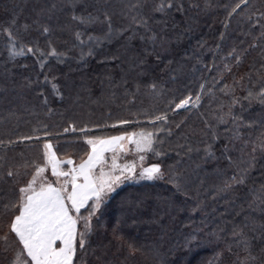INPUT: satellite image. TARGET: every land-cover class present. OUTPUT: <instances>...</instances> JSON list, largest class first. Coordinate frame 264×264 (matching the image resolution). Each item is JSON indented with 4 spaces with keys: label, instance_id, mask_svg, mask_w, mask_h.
I'll use <instances>...</instances> for the list:
<instances>
[{
    "label": "trees",
    "instance_id": "16d2710c",
    "mask_svg": "<svg viewBox=\"0 0 264 264\" xmlns=\"http://www.w3.org/2000/svg\"><path fill=\"white\" fill-rule=\"evenodd\" d=\"M125 2L127 0H78L77 14L92 12L95 16L99 7L112 14L114 27L119 28L128 22L120 11ZM184 2L186 11L173 10L165 17L167 28L160 33L164 37V44L161 46L159 40L156 42L161 62L154 68L152 75L161 79L176 75V83L188 85L194 92L199 90L201 83L206 82V94L201 106L190 111H178L172 117L175 121L186 120L182 131L190 137L192 151L187 155H177L181 151L177 145L184 141L173 136L165 138L166 142L161 149L165 154L163 158L148 153L145 162H162L166 173L169 165L174 166L177 172L186 173L192 180L187 189L188 195L185 196L183 192L176 193L167 174L163 179L154 182L126 181L111 195L110 202L99 220L93 221L94 232L87 250V264H161L162 261L164 264H233L238 255L241 258L244 256L243 244L238 245L235 242L240 237H233V231L242 228L247 236L258 237L261 225H264V150L260 148L261 139L264 138V105L258 100L249 104L241 99L234 106L233 111L237 115L242 114L245 120L256 121L251 127L246 124L240 126L239 139L232 137V124L228 117L221 122L217 119L220 115L217 105L223 103L226 113L233 94L238 98L246 95L244 87L241 86V77L244 85H253L264 76V69L261 68L264 63L260 55L261 41L256 40L257 47H248L260 29L256 27L252 30L242 15L233 16L230 24L225 27L227 12L238 0ZM256 2L257 0H252V3ZM53 3L56 4L54 9L50 7ZM61 4L66 6L62 9ZM189 4H198L199 7H187ZM38 5L46 7L40 23L53 29L51 37L41 35L37 25L33 23ZM13 11L19 14V25H29L26 41L37 38L39 46L47 50L46 41L51 39L58 51H67L68 55L62 63L49 57L44 61L47 66L41 69L30 54L26 58L18 57L14 62L9 61L7 51L0 42V140L6 142L21 135H38L32 131L34 127H39L38 122L48 124L50 133L60 134L53 136L54 145L57 140L60 141L59 147H54L57 157L66 159L71 156L78 163L81 158L86 157L89 148L79 132L69 128L68 122L71 120L77 122V129L87 122L91 129L88 134L101 137L134 128L151 127L144 123L134 127H112L118 119L143 120V116L135 114L142 110L162 108L166 101L142 86L139 92H135L134 102L130 103L132 97L126 95L125 88L118 83L122 76L121 69L126 68L127 64L117 66L106 59L112 55H120L127 61L144 47L151 48L149 42L139 39V35L147 36L151 33L145 34L141 29L129 41L127 37L130 33L125 32L99 44H86L81 49L80 46H74L76 30L84 32L85 36L82 38L86 39L88 33L102 36L107 29L99 22L84 25L72 20L67 0H0V24L5 23ZM100 14L102 19V11ZM155 18L160 19L161 15L156 14ZM159 27L162 26L154 30L159 31ZM222 32L226 36L223 41L220 35ZM90 48L93 49V54L86 55L84 61L80 62L78 57L81 50L88 53ZM233 49L242 56L239 62L235 60V55H229ZM147 58L150 64L155 60L151 55ZM24 65L27 66L23 67ZM5 67L10 70V78L7 80L4 79ZM45 74L50 79L55 77L56 83L63 86V101L52 93L51 84L44 83ZM109 76L112 77L111 81ZM25 77L34 82L39 80L49 98V107L53 109L51 113L40 106L43 97L36 95L40 88L35 83L31 87L26 86ZM150 82L143 79L140 81L142 85ZM135 87L130 79L128 91L134 92ZM208 89L214 95L207 94ZM254 90L258 89L254 87ZM77 93L80 100L73 104ZM240 104L245 107L243 113L240 111ZM33 105L36 106L35 113ZM205 120L215 125L219 135L218 140L213 143L215 157L208 159L204 157L203 151V142L207 139L203 134ZM93 123L108 126L96 130L92 128ZM64 128H69V131L65 133ZM77 140L80 142L64 143ZM253 142L255 153L252 152ZM224 145H228L227 153H224ZM22 151L32 154L36 149L26 142L10 147L0 145V156L7 155L12 158ZM253 155L255 162L250 164ZM228 156L232 158L231 163ZM238 170L246 172L245 183L227 194L214 196L215 187L223 179L217 175L218 171L231 176ZM14 189L12 181H0V210L4 203L15 198L17 193ZM122 199L125 201L123 207ZM137 200H142V205L135 214L128 212L127 201ZM167 200L174 201L179 207L176 210L166 209L164 202ZM161 211H170V216L165 217L168 228L163 237L159 226L150 223L154 214L158 215ZM253 228L255 231H252ZM190 233L196 235L198 242L186 243ZM229 244L232 247L231 252L227 250ZM253 244L254 250L261 247L259 239L253 241ZM155 247L159 248V254L153 251ZM11 251L10 249L8 255H11ZM0 264H6L5 254L2 252Z\"/></svg>",
    "mask_w": 264,
    "mask_h": 264
},
{
    "label": "snow or ice",
    "instance_id": "6c2138e0",
    "mask_svg": "<svg viewBox=\"0 0 264 264\" xmlns=\"http://www.w3.org/2000/svg\"><path fill=\"white\" fill-rule=\"evenodd\" d=\"M77 3L78 0H67V6L71 9L72 20L79 21L80 24L84 25L99 22L107 29L102 36L88 33L86 39L82 38L85 36L84 32L76 30L74 32V46H80L81 49L86 44H99L103 40L111 39L113 36L122 35L125 32L130 33L127 37L129 41L137 36L141 29L145 34L151 33L147 36L139 35V39L149 42L151 48L144 47L141 52L134 53L127 61L123 60L120 55H112L106 57V59L117 64V66L127 64L126 68L121 69L122 76L118 83L125 88V94L132 97L130 103L134 102L135 92H139L142 86L166 102L162 108H154L152 111L142 110L135 114L143 116V120H116L112 127L116 125L134 127V125L141 123L151 125V127L134 128L133 131H122L117 135L92 136L88 134L91 129H89L87 122H84L82 128L77 129V122L75 120L69 121V128L78 131L83 142L89 148L86 158H81L78 163L74 162L71 156L66 159L57 157L54 147L58 148L60 141L57 140L54 145L53 136H59L60 134L50 133L48 131L50 125L48 124L38 122L39 127L32 129L38 135H21L14 140L8 139L6 142L0 140V145L5 147L26 142L36 149L35 153L29 154L22 151L12 158L7 157V155L0 156V181H12L15 185L14 190L17 193L15 198L4 203L2 210H0V245H3L0 252L5 254L6 264H87V250L91 242L90 237L94 232L93 221H98L99 216L103 215L107 203L110 202L111 194L116 191L119 185L126 181L154 182L163 179L167 174L175 192H183L187 196L188 186L192 182L186 173L175 171L172 165L168 166L167 173L162 162L145 165L148 153H152L157 158L164 157L165 154L161 149L166 142L165 138L176 136L184 141V143L177 145L181 150L177 155H187L192 151L190 137L182 131L187 123L186 120L175 121L172 117L178 114V111H190L201 106L203 97L206 94V82L201 83L199 90L194 92L188 85L176 83L178 80L176 75L167 79L152 75L154 68L161 62L156 42L159 40L161 46L164 44V37L160 33L167 28L165 17L173 10L176 12L186 11L184 0H134V2L133 0H127L120 11L128 22L119 28L114 27L112 14L99 7L97 8L98 14L95 16L92 12L78 15ZM65 6V4L60 5L62 9ZM193 6L199 7L198 4L187 5V7ZM50 7L54 9L56 4L53 3ZM35 11L36 19L33 23L37 25V30L41 35L51 37L53 29L47 24L40 23V17L45 14L46 7L38 5ZM156 14H160L161 18L156 19ZM18 15L17 12L13 11L7 21L0 24V42L7 51L9 61L14 62L18 57L26 58L30 54L35 58L41 69L47 66L44 61L49 57H54L62 63L68 52L58 51L51 39L46 41L47 50L39 46L37 38L26 41L25 36L28 34L29 25H19ZM236 15H242L252 30H255L256 27L260 29L248 47H257L256 40L259 39L261 41L260 55L264 60V0H257L256 3H252V0H238L227 12L228 19L224 21L226 28L230 24L231 18ZM158 26H162L159 27V31L154 30ZM220 35L223 41L226 38L225 33L222 32ZM92 54V48L89 49L88 53L81 50L78 59L83 62L86 55ZM149 55L155 57L151 64L147 58ZM229 55H235L237 62L242 58L241 54L236 53L235 49ZM261 68L264 69V63L261 64ZM9 78L10 70L5 67L4 79ZM129 78L136 85L134 92L128 91ZM108 79L111 81L112 77L109 76ZM142 79L151 82L142 85L140 83ZM25 80L27 81L26 86L31 87L35 83L40 88V91L36 94L38 97H43L40 106L47 108L48 112L51 113L53 109L49 107V98L39 80L34 82L27 77H25ZM240 82L246 95L238 98L233 94L226 113L224 112L223 103L217 105L220 109L218 122L224 121L225 117L230 119L234 139L240 138L239 128L241 125L246 124L251 127L256 123L252 119L245 120L242 114L237 115L233 111L234 106L239 104L241 99L248 101L249 104L253 100H258L261 105H264V76H261L258 82H254L253 85H244L242 83L243 77H241ZM44 83L51 84L52 93L58 96L61 101L64 100L63 86L56 83L55 77L50 79L45 74ZM254 87L258 90H254ZM207 94L214 95L211 89L207 90ZM69 95L71 97V93ZM79 100L80 96L77 93L72 102L76 104ZM32 108L33 113H35L36 106L33 105ZM240 111L241 113L245 111L243 104H240ZM107 126H101L97 123L92 124V128L96 130ZM69 128H64L63 131L67 133ZM203 134L207 138L203 142L204 157L206 159L214 158L213 143L219 138L215 125L205 120ZM79 142L80 140L64 141L65 144ZM246 143L247 141H245ZM128 145L133 147L129 148ZM260 148L264 150V138L261 139ZM227 150L228 145H224V153H227ZM129 151L133 152L136 158L125 160L123 164L119 163L120 154H127ZM255 151L254 143L252 152L255 153ZM106 153H111L110 160L106 158ZM227 159L230 163L232 162L231 156H228ZM254 162L255 156L253 155L250 164ZM217 175L223 177V179L215 187L214 196L227 194L235 187L243 185L246 180V172L240 170L234 172L231 176H226L223 171H218ZM202 183L203 181H201V185ZM142 203V200L127 201V211L135 214ZM164 203L166 209L176 210L179 207L172 200H167ZM124 204L125 201L122 199V207ZM166 216H170V211H161L158 215L154 214V218L150 221V223L159 226L162 237L168 228L165 223ZM196 231L198 232V230ZM252 231H255V228ZM232 235L233 237H240V240L235 242L238 245L243 244L244 252V256L241 258L238 255L233 264H264V225H261V232L258 237L247 236L242 228L239 231L234 230ZM257 239H259L261 247L254 250L253 241ZM193 242L198 241H196V235L190 233L186 243L191 244ZM129 247L132 246L129 245ZM10 249L12 250L11 255H8ZM227 250L232 251L230 244L227 245ZM153 251L159 254L158 247H155ZM93 254L95 253L93 252ZM161 264H164V262L162 261Z\"/></svg>",
    "mask_w": 264,
    "mask_h": 264
},
{
    "label": "rangeland",
    "instance_id": "374dc122",
    "mask_svg": "<svg viewBox=\"0 0 264 264\" xmlns=\"http://www.w3.org/2000/svg\"><path fill=\"white\" fill-rule=\"evenodd\" d=\"M133 130H134V129L126 130V131H133ZM117 134H119V133H117ZM117 134H114V135H117ZM128 147H129V148H132L133 146H132V145H128ZM105 155H106V158H108V159L110 160L111 153H106ZM135 158H136V157H135V154H134L133 152H131V151H129V153H127V154L121 153V154H120L119 163L123 164L125 160H133V159H135ZM146 158H147V157H146ZM145 161H146V160H145ZM145 165H147L146 162H145ZM131 182H133V181H131ZM123 184H124V183H123ZM123 184L119 185V186L117 187L116 191H117V190L119 189V187H121ZM111 195H112V194H111Z\"/></svg>",
    "mask_w": 264,
    "mask_h": 264
},
{
    "label": "crops",
    "instance_id": "0c3cea01",
    "mask_svg": "<svg viewBox=\"0 0 264 264\" xmlns=\"http://www.w3.org/2000/svg\"><path fill=\"white\" fill-rule=\"evenodd\" d=\"M86 158V157H85Z\"/></svg>",
    "mask_w": 264,
    "mask_h": 264
}]
</instances>
